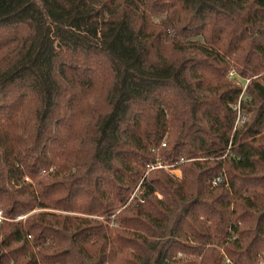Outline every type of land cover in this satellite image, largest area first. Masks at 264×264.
<instances>
[{
    "label": "trees",
    "instance_id": "16d2710c",
    "mask_svg": "<svg viewBox=\"0 0 264 264\" xmlns=\"http://www.w3.org/2000/svg\"><path fill=\"white\" fill-rule=\"evenodd\" d=\"M0 211V264H264V0H0Z\"/></svg>",
    "mask_w": 264,
    "mask_h": 264
},
{
    "label": "built area",
    "instance_id": "2783aa9c",
    "mask_svg": "<svg viewBox=\"0 0 264 264\" xmlns=\"http://www.w3.org/2000/svg\"><path fill=\"white\" fill-rule=\"evenodd\" d=\"M228 77H229V79H237L238 80V83H240V85L243 86V94H242L241 97H244V95H245V92L244 91H245L246 85L248 83V80H242V79L238 78L234 72H230L229 75H228ZM239 100L241 101V99H239ZM240 101L238 103L232 105V109L237 113V123H236V126L237 127H239L244 122V120H245V118L241 115ZM157 168H161V166L158 165ZM172 173L175 174L176 176H180V173L178 171H172ZM24 218L25 217L21 216V217H18L17 220H23ZM3 220H4L3 214L0 211V223Z\"/></svg>",
    "mask_w": 264,
    "mask_h": 264
}]
</instances>
